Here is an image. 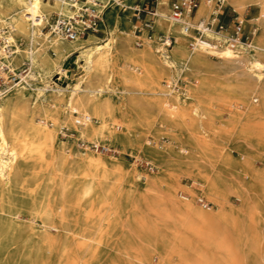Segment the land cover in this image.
Here are the masks:
<instances>
[{
    "label": "bare ground",
    "instance_id": "1",
    "mask_svg": "<svg viewBox=\"0 0 264 264\" xmlns=\"http://www.w3.org/2000/svg\"><path fill=\"white\" fill-rule=\"evenodd\" d=\"M168 2L159 0V16L154 31L145 30L141 35L145 41L141 42V48H137L133 45L135 33L122 29L119 32L116 28L108 32L103 29L98 34L72 40L53 29L46 32L44 26L51 23L54 13H72L64 0H0V37L9 32L6 42L15 46L9 69L4 75L8 72L17 75L19 64H27V83L30 80L37 83L34 87L36 99L32 102L23 98L25 85L0 96V264H9L2 255L9 254L22 240L23 246L36 241L51 253L57 241L53 238V231L66 232L77 243L75 249L95 256L98 247L104 244L102 231L91 230L82 222L98 226L107 214L112 215L114 227H123L122 234L116 240L112 239L115 242L112 252L124 264H154L153 255L159 257L157 264L236 263L233 258L234 240L238 237L240 219L247 213L252 218L258 212L256 208L253 211L245 209L253 200H250L248 181L244 177L250 179L256 173L264 176L263 169L260 171L254 165L256 155L245 149L247 144L264 143V87L261 86L260 100H256V104L250 102L246 90L248 86L259 87L264 79V0H225V6H230L233 14L244 20L247 7H253V18L249 20L251 28L255 29V50L251 54L243 45L237 51L228 47L189 50V39L180 24L166 18ZM216 10L214 2L203 1L196 17L207 20ZM161 34L163 37L174 36L176 41L167 53L161 41L158 57L153 42ZM74 52L83 73L75 83L61 86L52 72L63 73L64 69L59 68L62 61ZM212 56L220 61L214 62ZM130 69L135 73H130ZM163 76L169 80L165 85L160 82ZM192 77L198 79V84L190 88L197 100L189 105L191 115H188L183 105H173L166 97L177 90L179 80L189 81ZM106 93L109 96H102ZM112 93H118V100L112 98ZM140 93L148 95L139 96ZM224 108L230 115L228 120L219 119ZM80 118H83L82 122ZM167 122L171 124V144H195L194 147H199L206 155L213 145L207 136H212L217 143L224 141V132L235 133L240 160H234L224 151L214 156L211 154L214 160L204 166L199 162L201 155L198 159L195 152L180 156L159 148L145 147L133 137L138 126L160 130ZM120 123L122 130H119ZM65 129L70 130V136L78 133L95 145L102 141L117 145L122 153H128L126 149L129 146L137 145L149 160L155 161L159 174L145 175L144 178L148 184L146 191L153 197L145 202L149 203L157 219L149 221L141 215L136 199L132 213L126 216L124 210L131 201L130 191L124 188L125 163L106 160L98 154L99 149L79 150L72 139L60 141L59 134ZM104 148L112 150L108 146ZM108 164L112 168V176L105 171ZM54 166L62 174L57 184L61 199H58V207L51 203L53 199L51 202L47 199V185H43L44 180L46 182L44 174ZM185 174L198 175L192 179L202 185L203 194L213 203L212 208L204 209L196 204L197 192L181 182ZM32 182L38 183L30 184ZM180 187L187 194L181 195L185 201L178 198ZM18 188L20 196L16 194ZM156 188L162 189L164 194L154 198ZM230 190L237 192L239 206L228 201ZM127 193V198H124ZM86 196H92L90 209L86 210L85 216L83 213L84 217L72 218L69 209ZM24 203L34 216L32 221L43 227L41 233L34 226L28 230L22 226L20 218L24 209L21 205ZM214 206L216 209L213 210ZM246 226L241 230L245 232L243 228ZM74 262L88 264L89 258L81 256Z\"/></svg>",
    "mask_w": 264,
    "mask_h": 264
},
{
    "label": "rangeland",
    "instance_id": "2",
    "mask_svg": "<svg viewBox=\"0 0 264 264\" xmlns=\"http://www.w3.org/2000/svg\"><path fill=\"white\" fill-rule=\"evenodd\" d=\"M47 1L54 2L55 0H47ZM144 1L145 0H122V3L120 5H117V6L113 5V6L109 7L105 11V16L107 17L108 25H109V27H107V29H105L106 32L111 31V29H113V28L117 29L116 32H119V30H121V29L133 32V33H135V37H134L135 39L133 41V45H134V47L141 48V46H142L141 42L145 41L144 36L143 37L141 36L144 33V31H145V29L142 28V18H149V16H147V15H145L143 13L138 15L137 11H135L134 9L136 7H140L143 4ZM225 12H226L227 20H231L235 16L233 14L230 6L226 7ZM245 13H247L246 14L247 16H246V19L244 21L246 22L247 27L251 28L252 25H251V21L249 19L253 18V7L252 6H248ZM57 15H58V13H54L52 15L53 18L51 17V23H46L45 24L44 30L46 32L52 31V27L51 26L54 24V21H55ZM5 26H8V25H5ZM10 28L11 27L8 26L7 29H10ZM10 30L12 31V29H10ZM101 36L105 37L106 35H104V36L101 35ZM162 39H163V34H161L160 37H158L157 40L153 42L154 52H155V54L158 57H159V55L161 53V51L159 50V45H160V42L162 41ZM189 50H191V49L189 48ZM169 51H170V48H169V50L166 51V53L169 52ZM249 54H251V53H249ZM0 58H1V54H0ZM11 58L8 59L9 63H10V59ZM77 58H78L77 54L75 52L72 53L71 55L67 56L62 61L61 66L59 67V68H63L64 69L63 73H58L57 74V70L52 72L53 76L57 78V82L61 86L67 87L70 84L75 83L76 80L82 75L83 68L80 66V63L76 62ZM212 59L214 60V62H219L220 61V59L218 57H216V56H212ZM1 61L4 62L5 60H3L1 58ZM1 61H0V63H1ZM19 65L20 66L16 68V71H17L18 74L22 73L23 70L24 69L26 70L27 67H28L27 64H19ZM66 68L69 69V70H66ZM7 70H8L7 68H4V69L1 68L0 69V73H1L0 77H2V79L5 82H8L14 75L13 72H8V73H6L4 75L5 71H7ZM129 72L130 73H135L133 71V69H130ZM167 81H169V80L165 76H163L160 79V82L163 83L164 85L167 84ZM197 84H198V79L195 78V77H192L189 81H187V80H184V81L179 80L178 83H177V90L173 92V95L167 96L166 98L169 97L170 98V103L173 104V105H179V104L183 105L184 106V111L188 115H191V112H190L191 107L190 106H192V104L195 103L197 98L194 97L191 94L190 88L195 87ZM23 85H25V87L22 88V90L24 92L23 98L26 101H28V102H32L33 100L36 99V97H34V92H35L34 87H36L37 83L35 81L30 80L29 83H22L19 86H23ZM170 85H172V84L170 83ZM19 86L13 88L12 90H16ZM261 86L264 87V79H263L262 83L259 85V87H257V88H253L251 86L247 87V89H246L248 91L247 92V95H248L247 97L249 98V100H250V102L252 104H256L260 100L259 92L262 89ZM175 94L177 95L176 97H178V99L174 97ZM147 95L148 94H146V93H140L139 94V96H147ZM102 96H104V97L105 96H109V93H106V94H104ZM27 98H29V100ZM112 98H114L115 100H118V93H112ZM125 100L126 99H124V102H126ZM181 100H183V101H181ZM256 100H258V101H256ZM179 101H181V102H179ZM229 116L230 115L228 113V110L226 108H224L223 110H221V115L219 116V119L228 120ZM38 117H40V115H38ZM120 124H121V128L119 130H122V128H123L122 123H120ZM170 127H171V124L168 123V122L165 123L161 127L160 130H158L156 128H150L149 129V128H144L142 126H138L137 129H136V132L133 134V137L137 138L140 142H142V144L145 147L159 148V149L165 150L167 152H174V153H176V154H178L180 156H189V155H191L192 153L195 152L197 154V158L198 159H199L198 156L201 155L200 159H199V162L203 163L204 166L208 165L210 163V160L211 161H212V159L214 160V158L212 156L218 155L219 153H222L224 151H225L224 153H228L234 160H240V153L238 151L239 142L236 139L235 133L230 134L229 132H224L223 135H222L224 141L223 142L220 141V142H217V143L214 142L215 140H214V138L212 136L211 137H210V135L207 136L209 141L213 144V145H211L212 147H210L209 151L212 149L211 151L214 152V153H212L210 151L208 153L209 155H206V153H203L204 151L202 149H200L199 147L195 148L194 147L195 144L192 145V146H190V145L187 146L185 144H179V145L171 144V142H169V141H171V139H170V130H171ZM184 135H187V133H185ZM59 139L62 142H67L69 139H72V141H74L75 146L79 150H82V151H87L88 152L91 149L92 150L93 149H99L98 154H100L102 157L106 158V160H108V161H112V160L113 161L114 160L115 161H123V163H125V166H126V169H127V175L125 176L126 177V181H124L125 182L124 188H125V190L127 192L130 191L129 198H130V201H131L130 204H129V207L124 210V214L126 216H128V215H130L132 213L133 207L135 205V199H136V201H137L136 203H138L137 205L139 206V213L141 215L145 216L146 219L149 220V221H153V220L157 219L155 212L150 210V208H149L150 205H149L148 202L153 197L148 191H146L145 187L148 184H147L146 179L144 178V176L145 175L146 176H156V175L159 174L160 170H159L158 164L155 161H153V160H149L148 156L145 154V152L142 151L140 148H138L137 145L136 146H129L126 149V152H128V153L124 152L125 153L124 154L122 152H119L120 147L117 146V145H111V144H108V143L102 141L101 143L97 142L96 145H98V144L99 145L96 147L95 144L89 142L87 139L81 138L78 135V133H75V135L70 136V130H68V129H65L64 132L59 134ZM104 146H106V147L108 146V147L112 148V150L108 151V150H106L104 148ZM170 147H171V149H170ZM245 149H246V151L252 152V153H254L256 155V157L253 160L254 161V165H256V167L259 168L260 171H262V169L264 171V143H256V145L247 144V146H245ZM211 154H212V156H211ZM108 167H109V164L107 166V169H105V171L106 172L108 171L110 173V175L112 176V168L109 167V169H108ZM52 168L50 167L48 169L49 171L47 170V172L44 174V178L46 179V182L44 180L43 185L44 186L47 185L46 186L47 188H50V187L54 188V189L45 188V190L47 192L46 196L48 197L47 199L50 202L53 199V201L51 203L54 204L55 206L57 205L56 207H58L60 205L59 203H60L61 199H60L59 185H57V184H59L62 174L60 173V171H58L57 166L56 167L54 166ZM243 174H245V173L243 172ZM256 174H253L250 179L247 176L244 177L245 180L248 181V185H249L248 186L249 187L248 193H249L250 200H253V201H250V203H248L246 205L245 209L247 211L248 210L249 211H253L256 208V211L258 209V212H257V214L253 215L252 218L247 213V215H245L242 219H240L241 223L239 222V225H238V228H237L238 229V237L235 238V240H234V254H233V258L236 260L235 264H264V255H262V254H264L263 253L264 252L263 251L264 250V243H261V242H264V234H263L264 233V212H263L264 211V201H263L264 200V194H260L262 192L264 193V186H263L264 185V178H262L264 176H263L262 173H256ZM197 176L198 175L185 174V175H183L181 177V182H182L183 186H186V187L190 186V188L194 189L197 192L196 193L197 196L195 198V201H196V204L199 207H202L204 209L212 208L213 207V203L203 194V189H201V188H203L202 185L199 184L200 185L199 186L198 183H195L194 180L192 179L193 177H197ZM254 176H255V178H254ZM257 177H258V181L259 182L257 181ZM260 181H262V182H260ZM254 182H255V184H254ZM37 183L38 182H32L30 184L35 185ZM199 189H200L201 193H200ZM235 190H230V193L228 192V194H227L228 195L227 198H228V201L230 203L232 202V204L234 206H239L240 205V198H239V196H238V194H237V192ZM258 191H261V192H258ZM139 193L141 194L142 198H141ZM16 194H17V196H20L21 191H20L19 188H18ZM163 194H164V191L162 189L156 188V191L154 192V198H156L157 195H163ZM49 195H50V197H49ZM181 195H187V194H186L185 190L180 187L179 190H178V198H179V200L185 201V199H183L181 197ZM123 196H124V198H127L128 193L124 194ZM236 196H238V197H236ZM262 196H263V198H262ZM137 197H140V198H137ZM256 197L258 198V200H257ZM55 199H57V200H55ZM58 199L60 201H58ZM91 199H92V196L83 197L81 199V201H79L80 203L78 202L76 206L71 207L69 209L70 214L72 215L71 217L72 218H75V216L84 217L85 213L88 211V208L90 209V207H91V205H90ZM138 199H139V201H138ZM147 200H148V202H145ZM201 201L209 202V207L204 205L205 202H201ZM140 202H141V204H140ZM132 203H133V205H132ZM20 204H21V202H20ZM85 204H86V206H85ZM144 204L146 205V208H145ZM253 205L256 206V207H254ZM21 207L24 209V213H23V215H21V218H20V222H21L22 226L26 230L30 229L31 226H34L35 229L39 233H41V230L43 231V227L38 222L34 223L32 221V218L34 216L31 215L30 212H28L29 211L28 205L24 203V204L21 205ZM260 208L262 209V211H261ZM127 209H129L130 211L127 210ZM214 209H216V206H214L213 210ZM143 210L146 211V212H144ZM259 211H260V213H259ZM83 213H84V216H83ZM147 213H149V214L147 215ZM151 213H152V215H151ZM258 213L260 215H258ZM107 215L105 217L106 219H104L98 226L94 225V224L92 225L93 227H95V229L91 226V224L87 225L84 222H82L83 224L81 223L83 226L86 225L91 230L100 229L102 231V237L104 239V244H101L98 247L97 255H95V256H92V255H90L87 252H83V251L81 252V251H78L77 249H75V244H77V243L75 242L74 239L70 238L68 236V234H65L66 232H63V231H53L52 232L53 238L55 240H57V241L55 242L53 251L51 253L46 248H41L39 246V243L36 242V241L35 242H31L29 244L25 243L24 244L25 247H24L23 246L24 242L22 240V241H20V242H18L17 244L14 245L15 248H13V250L9 254H3L2 256L5 257L7 263H9V264H14V263H16V264H22V263H24V264H28V263L29 264H31V263L32 264H39L42 261H47L48 264H61V263H63V264H79V263L74 262V260L75 261L78 260V258L81 257V256H85V257L89 258V263L88 264H115V263L124 264V261L122 259H120V258L118 259L117 257H114L113 252H112V245L115 244L114 240H116L122 234L123 230H121V229L123 227H122V225H117V227L116 226L114 227V225L112 224V215H109V214H107ZM261 216H263V217H261ZM24 217H25L26 220L23 219ZM109 223H111V224H109ZM248 223H251L250 226H248ZM26 224L28 225V227H27ZM245 225H247V226H246V228H243V229H245V232H244V230L242 231L241 228L245 227ZM254 226H256V227H254ZM252 228H255V229H252ZM113 229H114V231H112ZM259 229H260V231H259ZM253 230L256 233H254ZM244 233L248 234L249 237L245 236ZM58 234H59V236H58ZM251 234H252V237H251ZM259 236H262L263 239H262V237H259ZM64 237H66V238H64ZM246 237L248 238V240H247ZM112 239H114V240H112ZM63 240H64V242H63ZM105 240L108 243L105 242ZM109 240H111V241H109ZM71 241H73V242H71ZM246 241H248V242H246ZM249 241H250V245L248 246L247 243H249ZM239 242L241 243V245H240ZM69 244H71V245H69ZM105 244H107V245H105ZM243 244H244V246H243ZM258 244H260V245H258ZM120 245H121V243H120ZM240 246L242 248L245 247L246 250L245 249L243 250ZM21 248L22 249L25 248V249L22 250ZM29 248H30V252H28ZM239 248H241V249L239 250ZM68 250H70V252ZM236 250H237V252H235ZM34 252H35V254H34ZM36 252H37V254H36ZM26 255H28V256H26ZM33 255H35V256L33 257ZM9 256H10L11 259H9ZM88 256H90V257H88ZM152 260H153L152 262L154 264H157L158 261H159V257L157 255H153L152 256ZM30 261H31V263H30Z\"/></svg>",
    "mask_w": 264,
    "mask_h": 264
},
{
    "label": "built area",
    "instance_id": "3",
    "mask_svg": "<svg viewBox=\"0 0 264 264\" xmlns=\"http://www.w3.org/2000/svg\"><path fill=\"white\" fill-rule=\"evenodd\" d=\"M64 1L71 7L72 13L70 15L58 13L51 27L53 31L70 40L79 36L86 37L90 34H98L103 29H107L109 25L105 11L113 5L117 6L122 3V0ZM203 1H212L217 8L216 13L207 20L196 17L197 10ZM158 5L159 0H145L140 7L134 9L138 15L143 13L149 16V18H142V28L149 32L154 31L155 21L159 16ZM225 10V0H169L166 18L180 24L189 39L191 50L200 47L209 50L228 47L237 51L243 45L248 53L254 52V27L248 28L244 18L235 14L233 19L227 20ZM8 34L9 32L3 33L0 37V54L1 58L5 60L2 62L0 58L2 69H9L8 59L15 53L14 44L6 42ZM175 41L174 36L163 37L162 43L166 51L171 48ZM26 72L24 69L22 73L13 75L8 82L0 77V96L6 95L22 83H27ZM80 120L82 122L83 118ZM201 202H205L204 205L209 207V202Z\"/></svg>",
    "mask_w": 264,
    "mask_h": 264
},
{
    "label": "crops",
    "instance_id": "4",
    "mask_svg": "<svg viewBox=\"0 0 264 264\" xmlns=\"http://www.w3.org/2000/svg\"><path fill=\"white\" fill-rule=\"evenodd\" d=\"M67 70H69V69H67Z\"/></svg>",
    "mask_w": 264,
    "mask_h": 264
}]
</instances>
